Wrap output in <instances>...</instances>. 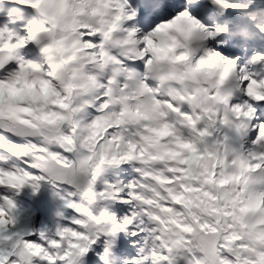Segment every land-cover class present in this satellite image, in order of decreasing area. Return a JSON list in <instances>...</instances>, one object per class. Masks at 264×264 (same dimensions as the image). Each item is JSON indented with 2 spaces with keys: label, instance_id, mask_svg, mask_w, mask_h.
Wrapping results in <instances>:
<instances>
[{
  "label": "snow or ice",
  "instance_id": "1",
  "mask_svg": "<svg viewBox=\"0 0 264 264\" xmlns=\"http://www.w3.org/2000/svg\"><path fill=\"white\" fill-rule=\"evenodd\" d=\"M4 2L0 264H264V0Z\"/></svg>",
  "mask_w": 264,
  "mask_h": 264
},
{
  "label": "rangeland",
  "instance_id": "2",
  "mask_svg": "<svg viewBox=\"0 0 264 264\" xmlns=\"http://www.w3.org/2000/svg\"><path fill=\"white\" fill-rule=\"evenodd\" d=\"M21 13L25 17L19 16ZM31 18V10L23 9L18 5H10L5 3L4 0H0V23H7L9 27L20 26ZM121 243L126 244L127 242L121 241ZM93 251H96V249L94 248ZM113 252L119 254V248L113 249ZM111 259L112 258L110 257V261Z\"/></svg>",
  "mask_w": 264,
  "mask_h": 264
},
{
  "label": "clouds",
  "instance_id": "3",
  "mask_svg": "<svg viewBox=\"0 0 264 264\" xmlns=\"http://www.w3.org/2000/svg\"><path fill=\"white\" fill-rule=\"evenodd\" d=\"M202 71L205 72V73H208V74H213V73H215L217 70L214 69V67L211 65V62H209V64H207V65H205V66L203 67ZM37 87H39V86L37 85Z\"/></svg>",
  "mask_w": 264,
  "mask_h": 264
},
{
  "label": "bare ground",
  "instance_id": "4",
  "mask_svg": "<svg viewBox=\"0 0 264 264\" xmlns=\"http://www.w3.org/2000/svg\"><path fill=\"white\" fill-rule=\"evenodd\" d=\"M132 2H133V0H127V6H131L132 5ZM131 20H134V16L132 17Z\"/></svg>",
  "mask_w": 264,
  "mask_h": 264
}]
</instances>
